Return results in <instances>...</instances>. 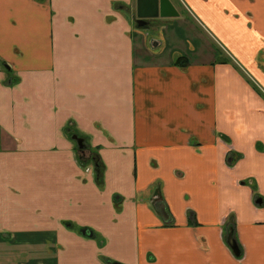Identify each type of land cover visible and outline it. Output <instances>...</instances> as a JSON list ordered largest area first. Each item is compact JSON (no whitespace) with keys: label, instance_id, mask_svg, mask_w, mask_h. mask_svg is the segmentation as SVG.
I'll return each instance as SVG.
<instances>
[{"label":"crops","instance_id":"obj_1","mask_svg":"<svg viewBox=\"0 0 264 264\" xmlns=\"http://www.w3.org/2000/svg\"><path fill=\"white\" fill-rule=\"evenodd\" d=\"M166 1L0 0V264H264V0Z\"/></svg>","mask_w":264,"mask_h":264},{"label":"water","instance_id":"obj_2","mask_svg":"<svg viewBox=\"0 0 264 264\" xmlns=\"http://www.w3.org/2000/svg\"><path fill=\"white\" fill-rule=\"evenodd\" d=\"M165 7L168 8V12L165 10ZM164 13H173L171 8L169 7L166 0H137V16L139 18H153L158 16L159 14ZM142 22V20H140ZM75 141L77 142L79 148H82V139L79 138L76 135L72 136ZM163 212V210H162ZM164 213V212H163ZM82 234L86 236H90V232H87L86 229H82ZM227 237L226 242L230 246V248L233 250V252L238 255L239 254V248L236 243V240L233 236L234 229L231 226H228L226 228ZM112 264H120L118 262H114Z\"/></svg>","mask_w":264,"mask_h":264},{"label":"trees","instance_id":"obj_3","mask_svg":"<svg viewBox=\"0 0 264 264\" xmlns=\"http://www.w3.org/2000/svg\"><path fill=\"white\" fill-rule=\"evenodd\" d=\"M184 59H185V57H178L176 59L175 63L177 65H180V66H185L187 64V62L185 63ZM223 61H226V60L224 59ZM70 132H71V134H74L73 131L70 130ZM219 137L223 141L228 142V138L225 135L219 134ZM82 147L84 150L87 149L90 151L88 144L86 143V139L82 140ZM240 157H241V154L230 152L229 154L226 155L225 160H226L228 165H233V163L236 162ZM76 159H77V162L81 165H86L88 162H91L93 164L95 182L99 187H102L104 184V165H103L97 151L94 150L92 153V156L90 158H85L84 154L78 153L76 156ZM190 219L192 220L190 222L193 223V218L190 217ZM87 232L91 233V231H87ZM238 248H239V245H238Z\"/></svg>","mask_w":264,"mask_h":264},{"label":"flooded vegetation","instance_id":"obj_4","mask_svg":"<svg viewBox=\"0 0 264 264\" xmlns=\"http://www.w3.org/2000/svg\"><path fill=\"white\" fill-rule=\"evenodd\" d=\"M169 7H170V6H169ZM170 8H171V7H170ZM165 10L168 12V8L165 7ZM143 19H145V23H146L147 20L150 19V18H143ZM79 138H81V137H79ZM81 139L84 140L83 138H81ZM81 145H82V143H81ZM80 150H81L80 153H81V152H84L83 147H82V149H80ZM81 154H83V153H81Z\"/></svg>","mask_w":264,"mask_h":264},{"label":"rangeland","instance_id":"obj_5","mask_svg":"<svg viewBox=\"0 0 264 264\" xmlns=\"http://www.w3.org/2000/svg\"><path fill=\"white\" fill-rule=\"evenodd\" d=\"M175 1H178V0H175ZM179 3V2H178ZM181 5V4H180ZM179 8H180V10H183V8L181 7V6H178ZM184 12H185V14H184V17H187V18H190V16H189V14L187 15L186 14V11L184 10ZM182 13V12H181ZM183 14V13H182ZM191 19V18H190ZM83 153H85V151L83 152Z\"/></svg>","mask_w":264,"mask_h":264}]
</instances>
